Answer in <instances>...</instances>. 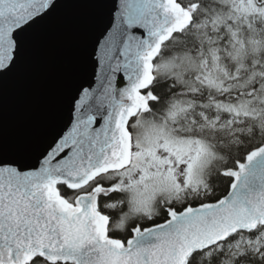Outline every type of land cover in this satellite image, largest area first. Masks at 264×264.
I'll list each match as a JSON object with an SVG mask.
<instances>
[{
    "label": "snow or ice",
    "instance_id": "snow-or-ice-1",
    "mask_svg": "<svg viewBox=\"0 0 264 264\" xmlns=\"http://www.w3.org/2000/svg\"><path fill=\"white\" fill-rule=\"evenodd\" d=\"M79 0H0V85ZM62 122L0 133V264H264V0H97Z\"/></svg>",
    "mask_w": 264,
    "mask_h": 264
},
{
    "label": "water",
    "instance_id": "water-1",
    "mask_svg": "<svg viewBox=\"0 0 264 264\" xmlns=\"http://www.w3.org/2000/svg\"><path fill=\"white\" fill-rule=\"evenodd\" d=\"M107 7L79 0L47 26L25 70L0 85V133L38 139L67 115L71 93L91 72L88 54L107 23Z\"/></svg>",
    "mask_w": 264,
    "mask_h": 264
}]
</instances>
